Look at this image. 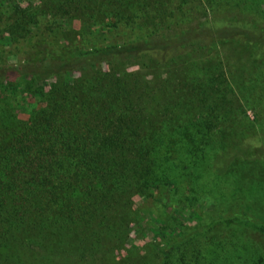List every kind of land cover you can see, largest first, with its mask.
I'll use <instances>...</instances> for the list:
<instances>
[{
    "label": "trees",
    "instance_id": "1",
    "mask_svg": "<svg viewBox=\"0 0 264 264\" xmlns=\"http://www.w3.org/2000/svg\"><path fill=\"white\" fill-rule=\"evenodd\" d=\"M40 7L30 14L16 5L12 41L31 43L34 20L50 15L78 20L90 45L68 54L36 49L31 63L0 67V264H222L221 243L199 232L175 236L166 249L151 243L145 254L134 255L132 245L122 262L113 250L130 242L136 198L160 190L162 156L193 164L197 174L185 173L193 181H208V164L228 159L239 185L257 164L253 193L263 192L264 158L226 155L213 131L241 113L247 77L264 73L255 68L264 62V0H43ZM227 45L241 49L232 51L237 58L259 54H249L254 68L245 77L239 66L231 72L237 90L225 86L217 56ZM133 65L140 70L129 71ZM21 75L31 77L37 100L28 119L5 108ZM229 127L247 137L242 118ZM257 258L248 263L263 264Z\"/></svg>",
    "mask_w": 264,
    "mask_h": 264
},
{
    "label": "rangeland",
    "instance_id": "2",
    "mask_svg": "<svg viewBox=\"0 0 264 264\" xmlns=\"http://www.w3.org/2000/svg\"><path fill=\"white\" fill-rule=\"evenodd\" d=\"M42 2L43 0H0V67L31 63L34 57L31 53L36 49L45 55L58 52L68 54L76 47L80 48L84 44L90 45L87 41L85 42L87 39L81 34L78 20L71 19L67 24H63V18L53 20L50 15L44 14H42L45 16L44 20L43 18H39L38 21L35 19V23H32L26 35L31 43L28 44L21 39L17 42L12 41L10 21L16 5L28 8L31 14V10L40 7ZM31 5L34 6L32 9ZM39 10L46 12L43 6ZM244 14L248 15L246 12ZM258 19L262 20V18ZM28 22L31 25V18ZM53 24L54 27H51ZM235 49L241 50L236 45L222 46L217 50V56L226 73L225 86L229 85L237 90L231 72L235 73L237 71L235 66H239L245 71L243 73L245 77L249 70L254 68L250 64L249 54L253 57L259 54L254 51L237 58L241 54L233 55L232 51ZM262 51L264 53V47ZM229 54H231L230 57H228ZM256 67L263 68L264 62H260ZM140 68V66L133 65L129 66L128 70L136 72ZM72 75V73L69 74L70 77ZM247 79L249 81L247 83H252V86L246 93L239 94L238 106L241 113H237L233 118L230 117L229 120H224L223 124L214 129L213 133H216L219 138L224 137L223 145L227 147L226 155L227 153L231 155L247 153L250 154L249 158L259 159L264 158V143H261L264 137V73L258 71L249 75ZM15 85L19 91L7 97L5 108L19 119H28L31 109L37 103L34 96H31V87H29L31 77L21 75ZM24 88L26 91L22 93L21 90ZM239 118L245 120L248 129L247 137L243 135L245 138H240L239 130L229 127L231 122ZM213 138L215 139L214 136ZM211 154H213L212 160H215L214 151ZM174 156L169 162L163 160L165 157L162 156L160 163L156 166L161 184L160 190L151 189L144 200L140 201V198H136V202L139 203L136 205L138 214L128 229L130 242L113 250L114 259L118 262L124 261L127 256H130L129 251L132 250V245L136 247L134 255L136 253L145 254L151 243L166 249L175 236L199 232L204 235L208 234L210 238L221 243V251L218 249L217 251L221 256V261L223 260L222 264H249L248 260L257 256L256 260L262 258L264 264V230L257 225L261 223L264 226V190L260 195L253 193L256 187L253 177L256 175L257 164H249L247 168L250 173L251 170L253 171L246 176L250 179V182L246 179L248 184L240 182L239 185L237 180L239 171L232 173L233 166L237 164H227L228 159L225 161L226 164L219 159L215 162L216 164H208L212 169L209 171L208 181L201 178H195L193 181L185 174L186 172L192 173V176L197 174L193 169V164L185 169V164H177ZM259 173L261 172L258 171L256 175L257 180ZM224 175L227 176V181ZM166 177L170 180H166ZM211 180L219 182V186L214 187ZM181 211L187 219L179 216ZM152 229H155V232H152ZM214 248H217L215 243L210 249L214 251Z\"/></svg>",
    "mask_w": 264,
    "mask_h": 264
}]
</instances>
